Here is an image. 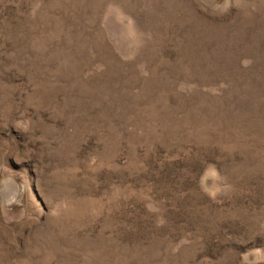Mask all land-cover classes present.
<instances>
[{"label": "rangeland", "instance_id": "374dc122", "mask_svg": "<svg viewBox=\"0 0 264 264\" xmlns=\"http://www.w3.org/2000/svg\"><path fill=\"white\" fill-rule=\"evenodd\" d=\"M0 264H264V0H0Z\"/></svg>", "mask_w": 264, "mask_h": 264}]
</instances>
